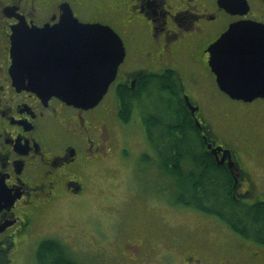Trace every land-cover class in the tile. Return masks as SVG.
Masks as SVG:
<instances>
[{"label":"flooded vegetation","instance_id":"obj_1","mask_svg":"<svg viewBox=\"0 0 264 264\" xmlns=\"http://www.w3.org/2000/svg\"><path fill=\"white\" fill-rule=\"evenodd\" d=\"M69 10L82 23L112 28L126 50L109 87L114 86L112 98L103 102L106 94L92 108L23 89L10 71L15 28L55 26ZM243 20L264 24V0H0V264L16 263L20 244L46 209L84 195L89 175L121 151L130 159L127 147L117 149V138L137 143L141 133L149 147L133 158L132 169H151L157 154L145 116L153 110L144 100L150 102L158 83L166 101L178 102L183 123L200 137L215 165L228 173L233 199L264 204V97L232 98L208 64L210 45ZM125 112L129 122L121 118ZM208 145L220 152L213 154ZM212 217V232L222 225L231 229ZM233 238L234 246L193 244L183 249L181 263L264 264V248L254 252L246 241L259 243Z\"/></svg>","mask_w":264,"mask_h":264},{"label":"rangeland","instance_id":"obj_2","mask_svg":"<svg viewBox=\"0 0 264 264\" xmlns=\"http://www.w3.org/2000/svg\"><path fill=\"white\" fill-rule=\"evenodd\" d=\"M113 88L103 102L112 98ZM153 97L150 102L144 100L147 107ZM157 107L165 113L163 105ZM130 138H117L116 143L117 149L128 148L129 160L123 151L116 154L103 169L89 175L84 195L67 196L43 212L27 241L20 244L15 264H35V251L44 238L62 241L81 264H182L183 249L193 244L212 240L234 246L233 235L244 239L224 225L212 232V215L177 206L170 180L154 165L147 173L137 174L132 169L133 158L149 146L141 133L137 143ZM197 220L203 221L197 225ZM246 242L255 246L254 252L264 248Z\"/></svg>","mask_w":264,"mask_h":264},{"label":"water","instance_id":"obj_3","mask_svg":"<svg viewBox=\"0 0 264 264\" xmlns=\"http://www.w3.org/2000/svg\"><path fill=\"white\" fill-rule=\"evenodd\" d=\"M208 52L222 91L243 101L264 97V24L233 23ZM125 55L123 40L112 28L82 23L69 10L55 26L15 28L10 71L23 89L92 108L107 94ZM208 148L215 155L221 149Z\"/></svg>","mask_w":264,"mask_h":264},{"label":"trees","instance_id":"obj_4","mask_svg":"<svg viewBox=\"0 0 264 264\" xmlns=\"http://www.w3.org/2000/svg\"><path fill=\"white\" fill-rule=\"evenodd\" d=\"M157 85L151 93L155 97L151 107L146 106L153 110V114L145 116L146 131L157 154L154 165L170 180L174 203L217 216L238 235L264 245V204L248 206L233 199L228 173L215 165L200 137L183 123L178 102L166 101L161 85ZM155 101L164 106V114ZM121 118L129 122L130 112L123 113ZM34 260L35 264H81L57 238H44L37 246Z\"/></svg>","mask_w":264,"mask_h":264}]
</instances>
